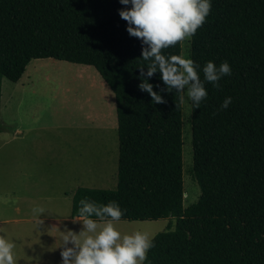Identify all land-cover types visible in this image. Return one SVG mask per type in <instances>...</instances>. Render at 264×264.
Listing matches in <instances>:
<instances>
[{
    "label": "trees",
    "instance_id": "1",
    "mask_svg": "<svg viewBox=\"0 0 264 264\" xmlns=\"http://www.w3.org/2000/svg\"><path fill=\"white\" fill-rule=\"evenodd\" d=\"M118 0H0V80L16 82L31 59L93 66L114 95L115 188L78 186V201H116L128 219L167 218L173 229L152 238L144 264H264V0H211L189 40V58L226 60L230 75L205 82L199 108L190 102L192 172L198 198L183 204L182 107L161 92L153 104L137 86L141 44L128 35ZM180 41L164 54L180 53ZM198 75L203 73L197 68ZM164 88L159 73L148 78ZM225 96L231 103L221 109Z\"/></svg>",
    "mask_w": 264,
    "mask_h": 264
},
{
    "label": "rangeland",
    "instance_id": "2",
    "mask_svg": "<svg viewBox=\"0 0 264 264\" xmlns=\"http://www.w3.org/2000/svg\"><path fill=\"white\" fill-rule=\"evenodd\" d=\"M180 46L181 55L189 57V40L180 41ZM181 107L183 204L187 205L200 190L192 172L187 97ZM15 127L22 133L8 139ZM116 127L114 95L91 65L35 58L16 82L1 77L0 219L32 215L26 211L28 205L71 196L78 186L115 188ZM16 205L22 211L13 213ZM67 207L69 215L70 201ZM54 223L0 225V236L15 243L14 264H60V231H78L81 224ZM114 226L122 234L139 230L152 238L163 229H173L175 221L120 219Z\"/></svg>",
    "mask_w": 264,
    "mask_h": 264
},
{
    "label": "clouds",
    "instance_id": "3",
    "mask_svg": "<svg viewBox=\"0 0 264 264\" xmlns=\"http://www.w3.org/2000/svg\"><path fill=\"white\" fill-rule=\"evenodd\" d=\"M126 7L118 8L120 18L126 21L128 35L136 37L141 44L140 58L147 62L140 68L138 88L147 92L151 103L164 102L160 94L175 90L180 99L185 97L193 108H199L207 96L204 87L209 82L213 87L218 81L230 75L231 68L226 60L218 65L209 60L202 67L186 56L164 54L162 49L175 45L178 41L190 40L205 21L211 8V0H118ZM197 68L203 73L200 78ZM154 73L164 88L148 82ZM231 96H225L220 108H227ZM78 231H60V264H144L148 250L153 246L151 238L144 232L134 230L121 233L114 222L123 213L116 201L98 203L83 197L78 201ZM45 210L34 206L32 212L38 218ZM13 240L0 236V264H14Z\"/></svg>",
    "mask_w": 264,
    "mask_h": 264
},
{
    "label": "crops",
    "instance_id": "4",
    "mask_svg": "<svg viewBox=\"0 0 264 264\" xmlns=\"http://www.w3.org/2000/svg\"><path fill=\"white\" fill-rule=\"evenodd\" d=\"M3 132L4 131H2V129H0V134H3ZM21 133H22V130L19 127H15V128H13L11 130L8 139H14L16 136H18ZM68 197H69L70 209H71V197H72V194H71V196H67L66 195L65 198H62V196H56V197H53V198L52 197H48V199H47V200H49L48 203H44V204H30V205H28V208H27L26 211H29V212H32V208L34 206H40V207H42L45 210L43 212V214L42 213L39 214L38 218L34 214L29 215V216H13V217H10V218L0 219V225L1 224L3 225L5 223L22 224V223L37 222V221H39V222H49V221H52V220L55 222L54 224H60L61 221L79 222V221H74L73 220L76 216H71L70 211H69V215L66 214V212L68 211L67 205L69 204V201L66 204L65 199L66 198L68 199ZM44 205H49V206L45 207ZM62 209H63V212L61 214L55 215V214L61 212ZM20 211H22V209L18 205L13 206V213L20 212ZM121 219H128V218H121ZM145 219H149V218H145Z\"/></svg>",
    "mask_w": 264,
    "mask_h": 264
}]
</instances>
